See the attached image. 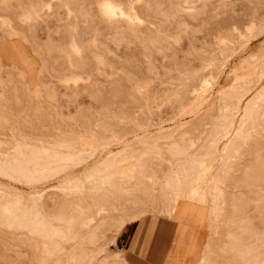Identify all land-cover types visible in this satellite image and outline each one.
I'll return each mask as SVG.
<instances>
[{
    "label": "rangeland",
    "instance_id": "1",
    "mask_svg": "<svg viewBox=\"0 0 264 264\" xmlns=\"http://www.w3.org/2000/svg\"><path fill=\"white\" fill-rule=\"evenodd\" d=\"M263 64L264 0H0V264H244L264 132L209 160Z\"/></svg>",
    "mask_w": 264,
    "mask_h": 264
},
{
    "label": "bare ground",
    "instance_id": "2",
    "mask_svg": "<svg viewBox=\"0 0 264 264\" xmlns=\"http://www.w3.org/2000/svg\"><path fill=\"white\" fill-rule=\"evenodd\" d=\"M107 16V15H106ZM263 67L261 68L260 75H257V77H255L253 75V77L255 79H250V81H248L247 76L251 73H249L246 76V73L244 74V71L242 73V75L246 76L247 81L245 80V82H236V85H240L243 86L245 91L248 92L250 89H257L256 94L251 97L244 105V107L242 108V110H240L239 113V121H238V126L235 129H232V123L229 124H224L221 125L219 128V138L214 139L212 141V143H216L211 151V155L210 158L212 163L215 159L218 158L219 161H221V163L226 164L228 160L230 159H235L237 160L236 162H238V160H240V156H238L239 154V150L245 147H248V142H254V137L257 136L258 134H260V132H264V82H262V73H264V64L262 65ZM248 68V67H247ZM255 68H253L254 71ZM249 70V69H248ZM252 70V68H251ZM257 70V69H256ZM259 70V69H258ZM241 71V70H240ZM252 71V72H253ZM247 72V71H246ZM249 72V71H248ZM247 72V73H248ZM256 73V72H255ZM238 74V73H237ZM240 74V72H239ZM259 74V73H258ZM241 75V74H240ZM252 75V74H250ZM249 75V76H250ZM264 75V74H263ZM248 76V77H249ZM238 77V76H237ZM243 77V76H242ZM251 77V78H253ZM238 77L237 80L239 81L240 78ZM244 79V78H243ZM254 80V81H253ZM242 81V80H240ZM244 81V80H243ZM234 84V83H233ZM226 85L224 87L225 90H229V88L233 85ZM233 88H235L233 86ZM221 90V89H220ZM231 92V91H230ZM225 93V92H224ZM223 94V93H221ZM244 95V94H243ZM229 96L231 98H236L238 96L237 93H231L229 94ZM229 98V97H228ZM230 98V100H231ZM238 102H241L240 98H237ZM173 101V100H172ZM169 104V103H167ZM237 105V104H236ZM193 108V107H192ZM220 109V108H219ZM227 109V108H226ZM214 111V110H213ZM219 114V113H218ZM220 115V114H219ZM176 118V117H175ZM214 119V118H213ZM171 120V119H170ZM214 121V120H213ZM217 123V122H216ZM204 124V123H203ZM207 124V123H206ZM260 127V131H258V128ZM216 132V131H215ZM221 134V135H220ZM223 139H227L225 145L222 148V152H220V150L218 149V143L220 140ZM212 143L210 145H212ZM209 145V146H210ZM264 151V145L262 146V148H260L259 152H257L258 154L261 152L263 153ZM126 152V151H125ZM170 152V151H169ZM171 153V152H170ZM230 153V155L228 154ZM125 155V154H124ZM116 156V155H114ZM113 156V157H114ZM196 156V155H195ZM128 157V156H127ZM183 159H185L184 156H182ZM202 158V157H201ZM64 159V158H63ZM66 159V158H65ZM187 159V158H186ZM195 159V158H193ZM74 160V159H72ZM117 160V159H116ZM190 160V159H189ZM260 163L264 164V157H259ZM191 161V160H190ZM196 161V160H195ZM199 161V160H198ZM118 162V160H117ZM210 162V163H211ZM202 163V162H201ZM209 163V162H208ZM209 163V164H210ZM109 164V163H108ZM176 164V163H175ZM191 165V163H189ZM197 164V163H196ZM113 165V164H112ZM116 165V164H115ZM193 165V164H192ZM228 165V164H227ZM200 166V165H199ZM198 166V167H199ZM205 170L208 172L210 167L209 166H204L202 165ZM261 166V165H260ZM116 167V166H115ZM229 167V166H228ZM227 167V168H228ZM195 168V167H194ZM109 169V168H108ZM121 169V168H120ZM185 169V168H184ZM199 169V168H198ZM229 169V168H228ZM56 170L57 167H56ZM101 170V169H100ZM103 170V169H102ZM183 170V169H182ZM190 170V168H189ZM104 171V170H103ZM194 171V170H193ZM264 171V170H263ZM120 172V171H118ZM179 172V171H178ZM61 173V172H60ZM183 174V173H182ZM35 175V174H34ZM43 175V174H42ZM92 175V174H91ZM96 175V174H95ZM185 175V174H184ZM191 175V174H189ZM88 176V175H87ZM187 176V175H186ZM35 178V177H34ZM88 178V177H86ZM90 178V177H89ZM39 179V178H38ZM215 179V177H214ZM257 179V178H256ZM31 180V179H30ZM37 180V178H36ZM183 182V181H182ZM185 182V181H184ZM183 182V183H184ZM189 182V181H188ZM187 183V182H186ZM190 183V182H189ZM193 183V182H192ZM186 185V184H185ZM221 182L218 180H215L214 185L211 186V188L208 187H203L204 193H207L208 189H210V195H211V205L209 208V212L211 214H216V213H220L221 211V207H222V201H223V197H222V189L220 188ZM258 186V185H257ZM181 188L182 185H181ZM185 189V188H184ZM191 189V195L184 197V198H189L191 199V197H193L196 193V189L197 187H190ZM190 192V191H189ZM171 194V193H170ZM37 199V198H36ZM193 199V198H192ZM251 199V198H250ZM172 200V199H171ZM241 200V199H240ZM244 200V199H243ZM242 201V200H241ZM38 203V201H37ZM36 204V203H35ZM2 207V206H1ZM6 207V206H5ZM8 207V206H7ZM39 208V207H38ZM164 208V207H163ZM182 209V203L181 202H177L175 210H174V214H173V219L176 220L177 216L179 215V212ZM2 210V209H1ZM15 210V209H14ZM39 210V209H38ZM164 210V209H163ZM208 212V213H209ZM3 213V212H2ZM26 213V212H25ZM27 216V215H26ZM258 216V215H257ZM4 217V216H2ZM33 217V216H32ZM44 217V216H43ZM5 218V217H4ZM45 218V217H44ZM34 219V217H33ZM43 220V219H42ZM136 220V217L133 216L129 219H127L126 221H122L120 224V227L122 226V224L124 222L127 221H133ZM12 221V220H11ZM20 222V221H19ZM31 222V221H30ZM35 222V221H33ZM7 223V221H6ZM252 223V222H251ZM262 224H264V222H261ZM41 224V223H40ZM81 224V223H80ZM29 226V224H28ZM9 227V226H8ZM119 227V228H120ZM17 228V227H16ZM95 230V229H94ZM260 233H258L259 235L257 236V239H255L254 242H251L249 246H246L244 249V253L242 254L243 256V261L244 264H264V228L259 230ZM87 232V231H86ZM41 235V234H40ZM49 236V235H48ZM232 237V235H231ZM49 239V238H48ZM91 239V238H90ZM244 239V237H243ZM243 242V241H242ZM102 249L101 247L99 248H95V250H91L92 256L90 257L93 258L96 255V252L99 253L101 252ZM216 261V260H215ZM106 261L105 259L102 260H98L96 262V264H105ZM200 264H208V260L207 258L204 256L200 258ZM110 264V263H109ZM116 264V263H115Z\"/></svg>",
    "mask_w": 264,
    "mask_h": 264
},
{
    "label": "crops",
    "instance_id": "3",
    "mask_svg": "<svg viewBox=\"0 0 264 264\" xmlns=\"http://www.w3.org/2000/svg\"><path fill=\"white\" fill-rule=\"evenodd\" d=\"M180 233H181V231L179 230V225L176 224L174 231H173V235H172V242H173L172 250H173V252L171 255L174 257H177L178 255H179V257H183L181 253L185 250H188V248H189V247H187L188 239L183 237L184 239L181 240L180 239ZM191 256H193V252H192Z\"/></svg>",
    "mask_w": 264,
    "mask_h": 264
}]
</instances>
